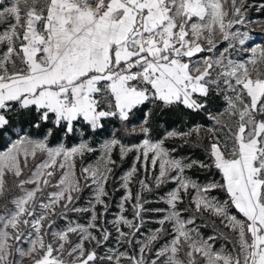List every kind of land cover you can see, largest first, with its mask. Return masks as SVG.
Returning a JSON list of instances; mask_svg holds the SVG:
<instances>
[{
  "label": "snow or ice",
  "instance_id": "obj_1",
  "mask_svg": "<svg viewBox=\"0 0 264 264\" xmlns=\"http://www.w3.org/2000/svg\"><path fill=\"white\" fill-rule=\"evenodd\" d=\"M251 8L264 0H0V264H264V46L248 44L264 18Z\"/></svg>",
  "mask_w": 264,
  "mask_h": 264
},
{
  "label": "trees",
  "instance_id": "obj_2",
  "mask_svg": "<svg viewBox=\"0 0 264 264\" xmlns=\"http://www.w3.org/2000/svg\"><path fill=\"white\" fill-rule=\"evenodd\" d=\"M222 105H223V101H217V103H216V106L217 107H221ZM137 115H139V114H137ZM135 119L136 118H133L132 120L129 121V123L130 124L133 123ZM167 119L169 120V123L170 124H173L177 130L183 129L184 131H188L189 130L188 125L192 123V120H190L188 118H184L183 119V123H176V121L179 119V117H177V116L167 117ZM193 119H195L196 120V123L197 124H200V125L208 126V124H209V122L207 121V119L205 117H203V116L193 117ZM110 126H116V127L113 128V132L117 136L120 135V129H119L118 121H116V120L107 121L105 123V129H106V131H107V129ZM164 127H165V125L162 124L160 126L161 130H163ZM89 139H90V143L92 145L96 146L99 141L107 140L108 137L105 134V135H97V136L91 137ZM131 139H136V137H132ZM167 143L170 146H176L178 148V150L176 152H174V155H176L178 158L179 157H182V156H191L193 159H195L197 157H199L201 159L204 158V153L201 152L198 149L188 148L186 146L180 147L178 145V142L177 141H173V140H168ZM97 153H98V149H97V151H95L92 154V156L96 155ZM113 155L115 157L116 156V152H114ZM131 163H132V157L130 155L129 158L126 159L125 161H123V163L120 165V167H118L116 169L115 175L116 176H119V175L123 174L124 172H126L129 169V166H130ZM189 175L193 179L197 180L200 183H208V182H211L213 180H220V176H219L218 173H215V172L209 173V172H206V171H203V170L193 169V170H191V172L189 173ZM110 183H111V181H110ZM172 187H173V185H171V184H169V185L166 186L167 189H170ZM165 190L166 189L162 188L159 191L160 192H164ZM219 192H221V191H216L214 193L216 194V193H219ZM115 195H116V197H119L120 193L117 192ZM225 196H226V194L223 193V197H225ZM152 206H154V207H164L163 203H156V201H153Z\"/></svg>",
  "mask_w": 264,
  "mask_h": 264
},
{
  "label": "rangeland",
  "instance_id": "obj_3",
  "mask_svg": "<svg viewBox=\"0 0 264 264\" xmlns=\"http://www.w3.org/2000/svg\"><path fill=\"white\" fill-rule=\"evenodd\" d=\"M248 16L250 18H254V17H257V16H260L262 18H264V11H261V12H257L256 11V8H251L249 10V13H248ZM250 28L252 29V35L254 36V40H250L248 42L249 45H252V46H256V45H260V46H264V23H254L252 25H250ZM226 42H221L219 44V48H223L224 47V44ZM247 47V45H246ZM201 56H204V55H214L213 53H209V54H204V53H201L199 54ZM251 52H244L241 50V53L239 55H237V53L233 52V59H236V60H240L241 58H244L245 60H247L248 58L251 57ZM137 132H139V128L136 129ZM89 142H90V139H89ZM106 142V140H102V141H99L98 144L96 146H94L96 149H98V153L94 156H92V154L94 153H91L89 154L86 158H85V163H93L96 159L99 158V155H100V147L102 145V143ZM120 176V175H119ZM119 176H117V183L119 182ZM213 195H215L217 197V199H226L227 197H223V192H219V193H213ZM81 203H84V201L82 200ZM113 204H115V201H112ZM164 205V204H163ZM165 207V205H164ZM163 208V207H161ZM116 209L115 207H113L112 209H110V214H109V217L108 219L111 220L113 218V215L115 213ZM157 225L155 223H151V224H147L146 227L151 229V228H154L156 227ZM113 247H118L117 245H113ZM120 251H123L124 249L123 248H119Z\"/></svg>",
  "mask_w": 264,
  "mask_h": 264
}]
</instances>
